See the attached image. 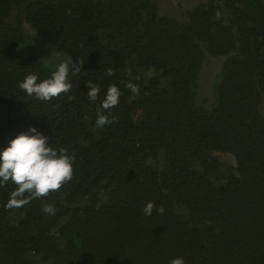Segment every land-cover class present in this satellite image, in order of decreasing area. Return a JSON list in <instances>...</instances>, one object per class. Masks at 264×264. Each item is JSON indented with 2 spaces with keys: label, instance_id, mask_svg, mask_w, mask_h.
<instances>
[{
  "label": "trees",
  "instance_id": "obj_1",
  "mask_svg": "<svg viewBox=\"0 0 264 264\" xmlns=\"http://www.w3.org/2000/svg\"><path fill=\"white\" fill-rule=\"evenodd\" d=\"M15 10L84 62L70 91L40 101L19 88L55 70L19 52ZM184 15L156 0H0V150L35 127L74 157L71 181L22 207H6L15 184L0 186V264H264V0H203ZM207 57L224 59L211 108L198 102ZM111 84L120 101L105 110ZM98 112L112 122L97 127Z\"/></svg>",
  "mask_w": 264,
  "mask_h": 264
},
{
  "label": "clouds",
  "instance_id": "obj_2",
  "mask_svg": "<svg viewBox=\"0 0 264 264\" xmlns=\"http://www.w3.org/2000/svg\"><path fill=\"white\" fill-rule=\"evenodd\" d=\"M83 64L81 59L77 63L71 58L70 61L59 63L49 78L40 80L38 75L29 74L18 86L30 97L40 101H51L60 94L70 91L72 84L69 81V73L78 74ZM106 75H114L113 69H107ZM87 85L91 89L87 96L91 102H95L100 94V88L91 81H87ZM125 86L135 95H139L138 85L128 82ZM120 96L119 87L111 84L101 107L105 110L116 107ZM133 98L130 97L129 101L131 102ZM111 122L107 116L98 112L97 127H103ZM48 141L47 135L32 127L28 131L21 132L7 147L0 150V186L8 182L16 185V189L10 193L7 208H19L30 203L32 199L46 197L50 192L60 190L65 183L72 180L74 157L70 156L63 147L54 149ZM154 207L155 202H148L143 209L144 214L151 216ZM42 210L55 215L52 204H43ZM158 211L162 214L165 209L160 206ZM171 264H185V262L179 257L174 258Z\"/></svg>",
  "mask_w": 264,
  "mask_h": 264
},
{
  "label": "rangeland",
  "instance_id": "obj_3",
  "mask_svg": "<svg viewBox=\"0 0 264 264\" xmlns=\"http://www.w3.org/2000/svg\"><path fill=\"white\" fill-rule=\"evenodd\" d=\"M159 8L163 14L169 15L180 21H185L187 18L184 13L196 5L201 3L203 0H156ZM13 19L17 16L21 17L25 32L28 37L24 44L21 45L19 52L24 56H38L42 59L46 67L51 70H56L57 65L64 61H70L69 56L55 52L45 40L39 38L35 30L25 22L24 14L20 11L15 10L13 12ZM224 61L223 58H212L207 57L204 61L203 70L200 76V88L198 95V102L201 106L211 108L214 104L213 98V83L218 70ZM264 114V102L261 107ZM221 160L236 165L235 158L230 154L218 153Z\"/></svg>",
  "mask_w": 264,
  "mask_h": 264
}]
</instances>
